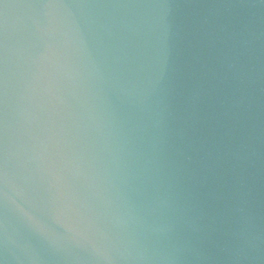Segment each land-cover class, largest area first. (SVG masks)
I'll return each instance as SVG.
<instances>
[{"label": "water", "instance_id": "95a60500", "mask_svg": "<svg viewBox=\"0 0 264 264\" xmlns=\"http://www.w3.org/2000/svg\"><path fill=\"white\" fill-rule=\"evenodd\" d=\"M0 264H264V0H0Z\"/></svg>", "mask_w": 264, "mask_h": 264}]
</instances>
